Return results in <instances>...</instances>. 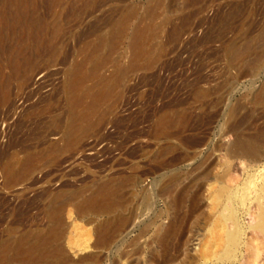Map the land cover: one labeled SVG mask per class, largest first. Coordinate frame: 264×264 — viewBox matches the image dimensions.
Wrapping results in <instances>:
<instances>
[{"label": "rangeland", "instance_id": "rangeland-1", "mask_svg": "<svg viewBox=\"0 0 264 264\" xmlns=\"http://www.w3.org/2000/svg\"><path fill=\"white\" fill-rule=\"evenodd\" d=\"M149 2L98 0L96 9L87 16L83 9L88 6L82 8L83 3L77 4L81 14L79 19L70 20V24L65 25L64 32H68L61 38L64 41L61 56L42 70L46 85L35 87L31 92L28 89H23L22 93L17 91L21 94L18 96H22L20 100L15 97L17 92L13 89L12 101L0 106V166L8 152L30 142V133L35 132L40 138L46 135L45 141L38 144L58 140L57 134L53 133L56 127L52 117L61 111V105L45 113L42 108L47 102L61 101L63 68L74 58H79L77 50L81 44L105 30L106 24L116 19L125 6L134 8L131 15L134 25L144 16ZM161 5L165 9L154 14L158 17H153V22L158 23L160 19L164 22L166 11L165 16L170 20L158 32V37L152 39L156 43L157 56L145 67L128 70L118 87V97L96 130L85 136L75 148L50 161L37 163L16 184L4 186L0 170V241L9 225H17L21 232L46 223L43 207L48 191L74 189L103 175L133 174L135 178L129 188L134 190V195L124 208V212L130 215L125 231L127 237L117 240L118 246L105 255L100 264H128L132 261L137 264H202L199 248L212 217L209 184L220 174L223 148L233 139L235 132L225 131L234 122L239 134L264 140V106L256 104L253 99L264 85V40L253 43L252 46L256 47L251 48L258 47L256 50L262 53L259 64H255L253 50L245 57L244 63L229 58L227 53L231 44L251 40L259 34L264 26V0H162ZM41 12H46L45 7H41ZM174 27L176 31L171 33ZM124 45L125 42L117 45L111 52L109 63L107 61L101 67L102 73H110L112 59L118 57ZM199 89H205L207 95L198 97L196 91ZM22 94H26L25 97ZM15 102H20L19 105L16 103V108L13 107ZM232 107L237 111L233 119L227 115ZM178 108L185 109L189 116L180 134H155L153 124L157 115ZM175 139L180 140L179 147L168 152L164 159L152 160L151 155ZM173 170L183 174L182 184H188L189 188L187 201L170 207L169 196L162 194L160 189L165 178L162 176ZM207 170L210 171V179ZM263 171L264 160L247 167L242 164L234 172L233 180L226 183L233 188L239 187L247 177L257 176ZM194 195L196 199L191 204L189 199ZM67 209H70L69 213ZM174 213L180 220L179 234L175 239L177 247L163 257L162 252L157 251L156 243L151 241L156 225L166 224L169 215ZM238 214L244 226L250 224L251 217L244 209H240ZM63 215L64 230L60 243L68 255L77 258L92 251L89 248L75 254L69 247L68 238L73 234V222L91 228L88 218L93 216H78L71 205L66 207ZM242 239L246 240V236ZM251 243L256 244L255 241ZM243 254L246 255L247 251L244 250ZM258 258L261 263L256 260ZM256 259L252 262L248 258L249 264H263L262 254ZM124 260L126 262L123 263ZM237 263L234 259L226 264Z\"/></svg>", "mask_w": 264, "mask_h": 264}, {"label": "bare ground", "instance_id": "bare-ground-1", "mask_svg": "<svg viewBox=\"0 0 264 264\" xmlns=\"http://www.w3.org/2000/svg\"><path fill=\"white\" fill-rule=\"evenodd\" d=\"M150 1L145 7L144 16L134 25L131 23L134 8L131 5L129 8L125 6L116 19L106 24L105 30L98 32L81 46L78 45L79 50H76L79 51V58H74L63 68V77L60 80L61 101L47 102L42 108L45 113L52 107L61 105V111L52 117L56 127L53 133L57 134L58 140H46L38 144L39 141H45L46 135L40 138L35 132L30 133V142L23 144L20 149L8 152L1 162L4 186L18 183L37 163L50 161L60 153L75 148L85 136L94 132L118 97V87L128 70L137 66L145 67L157 56L156 43L154 44L152 39L158 37V32L170 17H166L167 11H164V22L160 19L158 23H154L153 20L158 17L154 14L164 7L161 5L162 0ZM78 3H83L82 8H87L84 5L88 6L83 9L85 16L91 15L97 7L93 4L94 0H0V106L11 100L13 89L15 92L22 93L23 89L31 92L35 87L37 89L46 85L45 72L42 70L61 56V46L64 43L61 38L65 33V25L70 20L79 19L81 14V9H77ZM41 7H45L47 13L43 14ZM174 29H171V33L176 31ZM258 33L251 40L227 46L229 58L244 63L245 57L253 50L255 64H259L262 61V53L256 50L258 47L254 48L255 50L251 48L256 47L252 46L253 43L264 40V26ZM124 42L126 45L121 53L112 59L110 73H102L101 67L108 61L111 52ZM256 93L253 98L255 103L264 106V85ZM16 94L15 97L20 92ZM196 95L205 97L207 91L199 89ZM20 98L22 96L19 100ZM16 103H13L14 108ZM236 112V107H232L227 115L233 119ZM188 117L186 110L181 108L162 112L154 120V132L163 136L178 135L187 124ZM234 126L233 122L225 131H235L234 136L223 148L220 174L209 184V209L212 217L199 248L202 264H226L234 259H237V264H249L248 258L254 262L259 254H262L264 264V171L257 176L247 177L239 187L233 188L226 183L233 180V174L240 165L252 166L264 160V140L239 134ZM175 140L151 155L152 160L164 159L168 152L179 147L180 140ZM206 173L210 179V171L207 170ZM164 176L160 190L162 194H167L166 197L169 196L168 206L182 205L187 201L189 188L188 184H182L183 174L174 171L163 175L162 178ZM134 178L133 174L103 175L93 179L90 184L74 189L46 192L43 207L46 223L31 226L21 232L17 225H9L0 241V264H100L105 255L118 246L117 240L127 237L128 233L125 231L130 215L124 212V208L128 199L134 195V190L129 188ZM257 179H260V182ZM15 195L18 196V193ZM195 199V195L190 196V203L193 204ZM68 205H71L78 216H93L88 218L91 228L83 227L76 221L72 223L73 234L68 238L69 247L75 254L92 249L77 258L69 256L60 243L64 230L63 214ZM240 209H244L251 217L247 226L240 221ZM69 212L70 209H67V213ZM179 224L178 215L174 213L169 215L166 224H158L154 229L151 243H156V249L162 252L163 257L177 247L175 239L179 234ZM242 236H246V240H243ZM252 241L256 244L253 245ZM241 250L243 253L244 250L247 251V254L241 253ZM120 258L122 259L123 255ZM256 260L260 262L259 258Z\"/></svg>", "mask_w": 264, "mask_h": 264}]
</instances>
